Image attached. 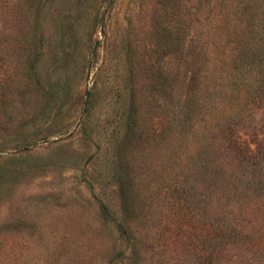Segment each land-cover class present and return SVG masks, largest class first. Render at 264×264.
I'll list each match as a JSON object with an SVG mask.
<instances>
[{
	"label": "rangeland",
	"instance_id": "1",
	"mask_svg": "<svg viewBox=\"0 0 264 264\" xmlns=\"http://www.w3.org/2000/svg\"><path fill=\"white\" fill-rule=\"evenodd\" d=\"M263 9L0 0V264H264Z\"/></svg>",
	"mask_w": 264,
	"mask_h": 264
},
{
	"label": "trees",
	"instance_id": "2",
	"mask_svg": "<svg viewBox=\"0 0 264 264\" xmlns=\"http://www.w3.org/2000/svg\"><path fill=\"white\" fill-rule=\"evenodd\" d=\"M227 3L229 6L232 5L233 8L242 7V6H251V10L249 11V13L251 16H254V18H257L255 15L259 12L260 0H227ZM253 6H254V10H253ZM252 21L254 22V19ZM246 49L249 50L259 49V46L255 45V47L252 48L250 45H247ZM246 52L248 51L246 50ZM214 76H216V79H219L221 78V73L214 74ZM230 249H234L235 252L243 253L245 258L250 261H253L258 257V254L255 253L257 252V249L254 247V244H250V243L248 244L247 242L240 239H236L235 244L233 245H229V244L223 245L222 247H220V249H218V253L225 257L226 253H228V250ZM203 251L212 253V249H207L206 247L203 249ZM250 254L253 255L251 256ZM206 256H208L209 258L211 255L209 253H206Z\"/></svg>",
	"mask_w": 264,
	"mask_h": 264
}]
</instances>
